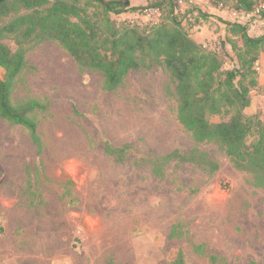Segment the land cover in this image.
Returning a JSON list of instances; mask_svg holds the SVG:
<instances>
[{
  "label": "rangeland",
  "instance_id": "1",
  "mask_svg": "<svg viewBox=\"0 0 264 264\" xmlns=\"http://www.w3.org/2000/svg\"><path fill=\"white\" fill-rule=\"evenodd\" d=\"M193 4L214 11L189 30L207 48L222 37L218 17L256 19L261 28L249 32L248 24L247 33H264V17ZM110 15L156 20L133 8ZM26 60L11 99L36 98L47 110L36 115L39 153L24 127L0 118V264H172L180 252L183 264H264V185L235 169L218 143L193 140L161 66L131 71L108 90L100 71L80 69L55 41L36 44ZM223 62L232 68L225 55ZM256 68L259 87L244 112L264 124V54ZM105 141L126 145L123 161L106 153ZM173 151L198 160L158 159Z\"/></svg>",
  "mask_w": 264,
  "mask_h": 264
},
{
  "label": "trees",
  "instance_id": "2",
  "mask_svg": "<svg viewBox=\"0 0 264 264\" xmlns=\"http://www.w3.org/2000/svg\"><path fill=\"white\" fill-rule=\"evenodd\" d=\"M184 1L188 6L180 12L176 0H154L136 7L123 0H0V67L4 70L0 118L24 127L37 152L41 151L36 115L44 113L47 104L36 98L14 103L11 94L17 76L28 67L26 53L44 40L55 41L80 69L100 71L108 90L117 88L131 71L161 66L173 85L176 118L193 140L218 143L235 169L250 174L253 185L263 186L264 124L244 109L250 92L259 87L256 62L264 54V33L251 36L248 23L221 19L224 37H218L214 48H207L194 41L189 30L208 16L189 2L193 0ZM210 3L264 17V0ZM130 8L140 13L157 9L159 16L155 22H137L117 21L110 15ZM6 39L14 42V49ZM223 55L233 62L232 68L222 67ZM212 115L222 119L212 121ZM250 136L254 138L248 141ZM105 151L123 161L126 145L115 148L105 141ZM193 154L173 151L158 159L197 162ZM199 161L208 164L204 157ZM183 262L180 252L172 264Z\"/></svg>",
  "mask_w": 264,
  "mask_h": 264
},
{
  "label": "built area",
  "instance_id": "3",
  "mask_svg": "<svg viewBox=\"0 0 264 264\" xmlns=\"http://www.w3.org/2000/svg\"><path fill=\"white\" fill-rule=\"evenodd\" d=\"M183 1H184V0H176L175 5H176V7H177V8H176L177 11L183 12L184 9L186 8V7L183 8V6H182ZM184 2H185V1H184ZM189 2H193V1H189ZM186 3H187V2H186ZM187 4H188V3H187ZM216 7L223 8L224 10H226V11L229 12V13H231L232 15L234 14V15H237V16L241 15V16L246 17V16H249V15H252V14H253V13H246V14H244V13H241V12L235 11L234 9H231V8L221 7V5L216 6ZM150 12H154V13H155V15H156V20H157V18H158V16H159V11H158L157 9L150 8V9L144 11V12L141 13V14L146 15V14H148V13H150ZM231 14H230V15H231ZM156 20H155V21H156ZM233 20H234V21H239V22H241L240 20H235V19H233ZM155 21H153V22H155ZM191 22L194 23L195 20L192 18V19H191ZM199 23H200V22H199ZM195 25H197V24H195Z\"/></svg>",
  "mask_w": 264,
  "mask_h": 264
},
{
  "label": "crops",
  "instance_id": "4",
  "mask_svg": "<svg viewBox=\"0 0 264 264\" xmlns=\"http://www.w3.org/2000/svg\"><path fill=\"white\" fill-rule=\"evenodd\" d=\"M213 6V5H212ZM196 7H198L197 5H196ZM199 8V7H198ZM199 9H201V8H199ZM204 13H206L207 14V16H208V18H207V20H205V21H203L202 23H206V22H208V20H210V18H212V17H210L209 16V13L210 12H214V11H212V9H210V11L208 12H205L203 9H201ZM214 10V9H213ZM221 12V14H223L222 13V11H220ZM224 12V11H223ZM214 14H216V15H218V16H222L220 13H214ZM255 15H249V16H246V18L248 17L249 18V20L251 19V18H253ZM219 18V22L221 23L220 25H221V28H222V32H221V35H222V37L221 38H223L224 37V34H225V26H224V24H223V22H221V19H228V18H226V17H218ZM242 23H244V21H241ZM248 22V21H247ZM246 22V23H247ZM259 22H261V21H257L256 19L253 21V22H249L248 24L250 25V29H249V32L252 30V29H254V28H261V25H257V23H259ZM259 34H261V33H258L256 36H258ZM193 39H194V37L193 36H191ZM194 41H196L197 43H200V41H198V40H196V39H194Z\"/></svg>",
  "mask_w": 264,
  "mask_h": 264
},
{
  "label": "water",
  "instance_id": "5",
  "mask_svg": "<svg viewBox=\"0 0 264 264\" xmlns=\"http://www.w3.org/2000/svg\"><path fill=\"white\" fill-rule=\"evenodd\" d=\"M128 2H129L128 0H125V4H128Z\"/></svg>",
  "mask_w": 264,
  "mask_h": 264
}]
</instances>
